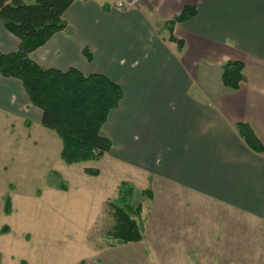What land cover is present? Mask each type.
Masks as SVG:
<instances>
[{
	"label": "crops",
	"instance_id": "obj_1",
	"mask_svg": "<svg viewBox=\"0 0 264 264\" xmlns=\"http://www.w3.org/2000/svg\"><path fill=\"white\" fill-rule=\"evenodd\" d=\"M186 6L196 14L170 31L167 22ZM63 19L66 28L30 57L44 68L103 74L121 87L101 134L131 179L123 181L151 193L137 243L154 250L152 263L264 264V152L238 130L248 124L264 145V0H144L128 10L74 0ZM19 44L0 20V51ZM231 60L244 63L237 89L222 80ZM0 116L17 118L31 144L57 142L22 82L1 73Z\"/></svg>",
	"mask_w": 264,
	"mask_h": 264
},
{
	"label": "rangeland",
	"instance_id": "obj_2",
	"mask_svg": "<svg viewBox=\"0 0 264 264\" xmlns=\"http://www.w3.org/2000/svg\"><path fill=\"white\" fill-rule=\"evenodd\" d=\"M5 119L0 116V264H151L157 260L145 244H107L110 239L105 233L114 224L108 201L117 197L123 180H131L109 152L100 160L67 164L60 156L62 142L55 131L46 128L57 142L35 145L22 136L24 128L17 118L10 120L16 127L13 133L12 123ZM88 167L99 169V174L86 173ZM134 184L132 203H142L144 211L151 209V195H143L145 187ZM8 196L12 212L5 214ZM164 212L168 218V208ZM142 216L145 219L146 214ZM5 226L8 230L2 232ZM147 232L153 238L152 219Z\"/></svg>",
	"mask_w": 264,
	"mask_h": 264
},
{
	"label": "trees",
	"instance_id": "obj_3",
	"mask_svg": "<svg viewBox=\"0 0 264 264\" xmlns=\"http://www.w3.org/2000/svg\"><path fill=\"white\" fill-rule=\"evenodd\" d=\"M73 1L0 0V20L20 40L15 51H0V73L22 82L31 103L42 110V125L55 131L61 139L60 156L67 164L100 160L111 150L112 141L101 134V128L123 96L121 87L103 74L85 75L76 68L66 71L44 68L30 57L32 51L66 28L63 14ZM195 14L196 7L186 6L167 22V27L172 31L175 23ZM170 38L176 40L172 35ZM177 42L181 49L182 41ZM84 54L91 58L88 49H84ZM244 78L242 61L231 60L223 65L225 86L237 89ZM238 130L250 148L264 152V145L248 124L239 123ZM84 171L91 175L100 172L89 167ZM134 190L133 183L122 181L117 197L108 201L114 217L113 226L105 233L110 239L109 246L137 242L144 237L143 204L132 203ZM11 212L12 199L8 196L4 213ZM6 230L8 226L2 228V232ZM21 264L27 263L22 261Z\"/></svg>",
	"mask_w": 264,
	"mask_h": 264
},
{
	"label": "built area",
	"instance_id": "obj_4",
	"mask_svg": "<svg viewBox=\"0 0 264 264\" xmlns=\"http://www.w3.org/2000/svg\"><path fill=\"white\" fill-rule=\"evenodd\" d=\"M105 4L113 9L128 10L138 8L144 0H102Z\"/></svg>",
	"mask_w": 264,
	"mask_h": 264
}]
</instances>
